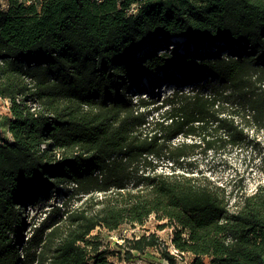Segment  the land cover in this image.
Instances as JSON below:
<instances>
[{
    "label": "trees",
    "instance_id": "trees-1",
    "mask_svg": "<svg viewBox=\"0 0 264 264\" xmlns=\"http://www.w3.org/2000/svg\"><path fill=\"white\" fill-rule=\"evenodd\" d=\"M6 2L0 264H113L92 233L152 215L176 226L190 264H264V182L236 200L193 176L198 149L239 146L246 124L264 125V0ZM176 38L184 55L169 51ZM159 77L204 82L156 105L141 88ZM52 198L20 249L21 213ZM126 245L131 262L159 241Z\"/></svg>",
    "mask_w": 264,
    "mask_h": 264
},
{
    "label": "rangeland",
    "instance_id": "rangeland-1",
    "mask_svg": "<svg viewBox=\"0 0 264 264\" xmlns=\"http://www.w3.org/2000/svg\"><path fill=\"white\" fill-rule=\"evenodd\" d=\"M1 9L7 8L6 0H0ZM174 46L169 47V51L177 50L178 55H184L181 48V38L173 39ZM176 78L180 76L175 74ZM146 81H143V84ZM204 82V81H203ZM203 82L181 84L178 80H163L159 77L153 85L145 84L144 91L141 95L148 92L154 94L157 104H160L162 98L168 96L175 90L188 92L192 88L203 85ZM147 85V86H146ZM135 98V97H133ZM9 101L0 98V116L8 114ZM246 138L239 146L227 147L220 150H212L204 152L198 149L195 156L196 172L194 177H206L211 184L226 187L227 192L237 195L236 200L242 193H251L258 184L264 182V125L259 126L253 123L245 125ZM0 132H3L7 138H10L6 128L0 125ZM178 138L174 142L178 143ZM159 172L165 171L169 173V168L162 167ZM233 201V198L231 199ZM55 200L49 201L36 199L31 205L27 206L22 214L23 232L18 237L19 247H27L28 239L32 234L33 225H38L45 217L46 210L50 209ZM233 210V207L231 208ZM176 226L167 220H157L154 215L150 216L142 225L123 224L114 231H106L105 229H96L92 234L98 235L102 242V250L105 251L109 262L113 264H170L161 256L163 248L173 255L175 264H190L193 255L190 253L180 254L172 245L173 236ZM154 234L158 241V247L147 248L142 254L133 252L134 260L128 262L118 256L123 254V247H126V241L137 239L142 235ZM122 246V247H121Z\"/></svg>",
    "mask_w": 264,
    "mask_h": 264
},
{
    "label": "bare ground",
    "instance_id": "bare-ground-1",
    "mask_svg": "<svg viewBox=\"0 0 264 264\" xmlns=\"http://www.w3.org/2000/svg\"><path fill=\"white\" fill-rule=\"evenodd\" d=\"M145 84H148V83H144L143 85H145ZM147 86V85H146Z\"/></svg>",
    "mask_w": 264,
    "mask_h": 264
}]
</instances>
